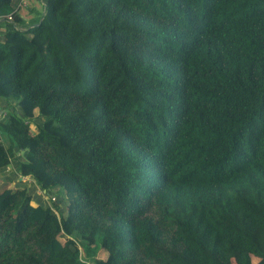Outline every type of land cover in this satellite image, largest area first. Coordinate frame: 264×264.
<instances>
[{"label":"trees","instance_id":"16d2710c","mask_svg":"<svg viewBox=\"0 0 264 264\" xmlns=\"http://www.w3.org/2000/svg\"><path fill=\"white\" fill-rule=\"evenodd\" d=\"M37 1L0 0V264H264V0Z\"/></svg>","mask_w":264,"mask_h":264},{"label":"rangeland","instance_id":"374dc122","mask_svg":"<svg viewBox=\"0 0 264 264\" xmlns=\"http://www.w3.org/2000/svg\"><path fill=\"white\" fill-rule=\"evenodd\" d=\"M21 6H19V10L18 13L20 14V16L23 18V20L27 23H29V21H31L34 16H35V12H33V10L35 9H40V4L37 0H21L20 2ZM19 4V5H20ZM0 106H2V102L0 101ZM15 107V104L13 103L11 106H7L6 110H12V108ZM3 111L2 113H0V118L3 115H6L7 112ZM14 112L16 115L20 116L21 115V111L19 110V108H15ZM30 129L32 131H36V126L34 125H30ZM0 141L2 143L5 144V146H9V139L6 135H2L0 134ZM12 174V173H16L14 167L8 166L6 169L3 170V172H0V177L4 176L5 174ZM14 184H16L15 186H18L19 183L21 182L22 184H25V186H27L28 188H31L32 191H35L34 196H36V200L35 202H33V205L37 204V200L41 199L42 202L44 204L50 203V201L48 202L47 200L50 199V196L53 195L55 197H57L56 201L54 202L55 205L53 204V208L56 206V204L59 207V211H63L65 214L68 212H70L71 208L70 205H68L66 202L62 201V198L65 197L64 195V190L62 188H57V189H53L51 190L48 194H42L43 192H41V190H37V186L33 183V181L30 178H23L21 177L20 179H18V177L16 179H14ZM20 186V185H19ZM23 186V185H22ZM37 192V193H36ZM99 258L104 259L106 258L105 255L100 254Z\"/></svg>","mask_w":264,"mask_h":264},{"label":"built area","instance_id":"2783aa9c","mask_svg":"<svg viewBox=\"0 0 264 264\" xmlns=\"http://www.w3.org/2000/svg\"><path fill=\"white\" fill-rule=\"evenodd\" d=\"M19 6H21V4H20ZM8 20H12V16H9V17H8Z\"/></svg>","mask_w":264,"mask_h":264},{"label":"crops","instance_id":"0c3cea01","mask_svg":"<svg viewBox=\"0 0 264 264\" xmlns=\"http://www.w3.org/2000/svg\"><path fill=\"white\" fill-rule=\"evenodd\" d=\"M3 105H4V103L2 102V106H3ZM0 109H1V106H0ZM3 111H5V109H4V110H2V111H1V113H2Z\"/></svg>","mask_w":264,"mask_h":264}]
</instances>
